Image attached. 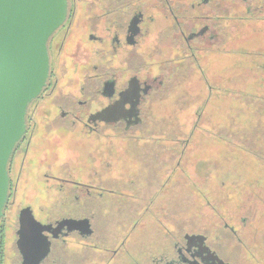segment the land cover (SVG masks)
Wrapping results in <instances>:
<instances>
[{
	"label": "flooded vegetation",
	"instance_id": "1",
	"mask_svg": "<svg viewBox=\"0 0 264 264\" xmlns=\"http://www.w3.org/2000/svg\"><path fill=\"white\" fill-rule=\"evenodd\" d=\"M66 3L8 160L0 264H264V211L247 194L258 183L222 180L221 159L241 150L248 163L259 146L192 128L234 119L209 111L244 64L264 88V51L220 64L243 35H264V0ZM159 120L176 125L148 128ZM208 136L219 159H198Z\"/></svg>",
	"mask_w": 264,
	"mask_h": 264
},
{
	"label": "water",
	"instance_id": "2",
	"mask_svg": "<svg viewBox=\"0 0 264 264\" xmlns=\"http://www.w3.org/2000/svg\"><path fill=\"white\" fill-rule=\"evenodd\" d=\"M66 0H0V217L7 164L25 132V113L45 85L47 41L62 24Z\"/></svg>",
	"mask_w": 264,
	"mask_h": 264
},
{
	"label": "rangeland",
	"instance_id": "3",
	"mask_svg": "<svg viewBox=\"0 0 264 264\" xmlns=\"http://www.w3.org/2000/svg\"><path fill=\"white\" fill-rule=\"evenodd\" d=\"M264 29V26H262ZM261 32L264 30H260ZM250 34V33H247ZM245 36L247 39L240 40L237 45H234L235 51L228 53L225 57H222L220 60V64L230 70L232 65L238 64V66H242L246 63L251 55V53L246 51H264V35L260 33H251L252 35ZM255 36L258 38H253L251 41L249 37ZM254 53V52H253ZM255 55V54H253ZM255 59L259 60L256 55L254 56ZM264 62V60H263ZM249 63L244 64V70L241 72V76L238 77V82L234 85V89H232L231 93L226 92L227 89H221V93L224 92V99L221 101H217L214 103L211 111L209 112H236L234 115V119L230 121L225 115L221 116H212L209 120H200L197 122V126H192V128L196 129H204L206 130L207 134H214V130L216 128H222V134L224 142L231 144V145H254L257 144L255 147L253 146L254 150H257L255 154L247 157L248 163L245 162L243 159V155L240 153L241 150L237 151V154L234 153L235 157L230 159H222V167L224 169L222 173V180L229 181L230 178L233 177L244 179V177L251 182H257L254 189L248 192V197L252 200L253 209L256 211H264V134L260 133L259 131L264 130V88H258L257 85L252 83L253 79L250 77V72H248L247 66ZM243 67V66H242ZM246 69V70H245ZM228 93L229 98L226 94ZM263 99V100H262ZM262 100V101H261ZM194 122L192 121L191 124ZM176 123L174 124L172 120L163 121L159 120L158 122H151L148 128L158 129V128H174ZM238 128L240 135L239 137L233 138L229 137L231 132H226L227 130H235ZM196 134V132L194 133ZM255 137L257 140L254 142H248L245 139ZM229 141L228 139H231ZM244 140L246 142H244ZM237 143V144H236ZM202 148L197 149L198 159L200 160H209L210 158L217 157L219 159L220 146H223V143L219 140H216L215 143L211 141L210 136L207 137L206 140H203ZM218 145L216 149L214 146ZM230 149V147H229ZM263 156L262 158H257V155ZM194 159V158H191ZM261 159V161H260ZM228 160V161H227ZM243 161L242 163H240ZM245 163V164H244ZM253 165H252V164ZM262 164V165H261ZM224 174V175H223ZM227 178V179H226ZM226 179V180H225ZM215 185H213L214 187ZM210 187V186H208ZM232 199V198H231ZM229 199L228 207L233 208L236 201L233 199ZM238 202V200H237ZM255 211V214L258 212Z\"/></svg>",
	"mask_w": 264,
	"mask_h": 264
}]
</instances>
